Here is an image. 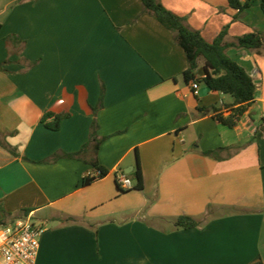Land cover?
<instances>
[{"label":"crops","instance_id":"crops-1","mask_svg":"<svg viewBox=\"0 0 264 264\" xmlns=\"http://www.w3.org/2000/svg\"><path fill=\"white\" fill-rule=\"evenodd\" d=\"M158 1L208 43L227 27V44L264 34L260 0L241 15L229 0ZM227 55L256 84L233 129L211 111L229 116L233 99L193 93L185 51L141 0H0V225L44 229L36 264L264 263V49ZM48 112L69 117L52 131ZM95 162L107 174L85 187Z\"/></svg>","mask_w":264,"mask_h":264},{"label":"trees","instance_id":"trees-1","mask_svg":"<svg viewBox=\"0 0 264 264\" xmlns=\"http://www.w3.org/2000/svg\"><path fill=\"white\" fill-rule=\"evenodd\" d=\"M143 4V12L155 17L165 28H167L173 35L174 41L185 51L188 69L184 73V77L187 83L194 81L204 84L211 91L219 92L224 95H228L233 99V103L225 107V109L231 108V114L224 117L220 112L222 109L213 107L211 111L214 113V118L222 125L233 129L237 126L240 118L243 117L252 106L255 100L256 84L253 77L238 63L233 61L227 55V49L231 47L246 48L251 50L260 51L264 49V34L250 33L239 37L235 43H225V37L228 34V27L225 28L220 35L215 39L213 43H208L199 31L193 30L185 24V20L173 12L166 9L158 0H141ZM261 1V10L264 14V0ZM252 0H248L242 3L241 0H229L230 8L237 10L239 15L245 13L251 7ZM203 58L205 61L204 77L199 79L197 76L198 61ZM199 111L204 112L202 109ZM98 109L94 110L97 113ZM69 117V113H53L48 112L44 115L42 123L52 131H58L61 126V122ZM99 125L95 120L91 127V140L90 144L94 145V149L97 152L101 144V140L98 137ZM264 137V123L257 130L255 139H261ZM1 144H5L1 141ZM86 146V147H87ZM85 147V148H86ZM15 153L14 151H12ZM218 158L217 153H208ZM69 157H76V155H68ZM59 157L55 156L53 161ZM138 169L133 173V177L136 180V190H142L144 187L143 174L139 165ZM95 170L100 172V177L86 176L83 182V186H89L95 181L106 176L107 172L98 168L97 163H93ZM122 191V190H121ZM175 226L178 229H193L199 226V223L189 217H180ZM255 264H264L258 262Z\"/></svg>","mask_w":264,"mask_h":264},{"label":"built area","instance_id":"built-area-1","mask_svg":"<svg viewBox=\"0 0 264 264\" xmlns=\"http://www.w3.org/2000/svg\"><path fill=\"white\" fill-rule=\"evenodd\" d=\"M193 93L198 94L199 85L191 83ZM87 176L98 178L100 172L90 171ZM117 182L122 191L134 188L129 175H118ZM44 229L31 216L0 225V264H36Z\"/></svg>","mask_w":264,"mask_h":264},{"label":"water","instance_id":"water-1","mask_svg":"<svg viewBox=\"0 0 264 264\" xmlns=\"http://www.w3.org/2000/svg\"><path fill=\"white\" fill-rule=\"evenodd\" d=\"M133 171H134V167H130V168H128V169L125 171V173H126L127 175H129V174H131Z\"/></svg>","mask_w":264,"mask_h":264}]
</instances>
